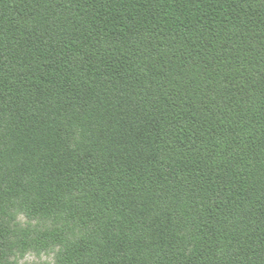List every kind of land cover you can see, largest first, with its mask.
I'll list each match as a JSON object with an SVG mask.
<instances>
[{"label": "trees", "instance_id": "16d2710c", "mask_svg": "<svg viewBox=\"0 0 264 264\" xmlns=\"http://www.w3.org/2000/svg\"><path fill=\"white\" fill-rule=\"evenodd\" d=\"M14 198L60 264H264V0H0V264Z\"/></svg>", "mask_w": 264, "mask_h": 264}, {"label": "rangeland", "instance_id": "374dc122", "mask_svg": "<svg viewBox=\"0 0 264 264\" xmlns=\"http://www.w3.org/2000/svg\"><path fill=\"white\" fill-rule=\"evenodd\" d=\"M2 220L9 233L7 264H60L66 246L87 233L64 212L46 218H28L23 202L15 198L9 201ZM53 231L61 232L62 237L57 240L44 236ZM184 237L191 246L195 244L193 229L184 231Z\"/></svg>", "mask_w": 264, "mask_h": 264}]
</instances>
